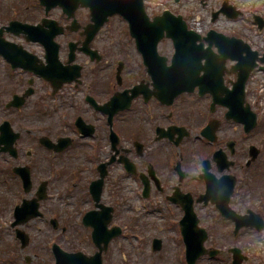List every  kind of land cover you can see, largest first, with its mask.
<instances>
[{
    "label": "flooded vegetation",
    "instance_id": "af4514ba",
    "mask_svg": "<svg viewBox=\"0 0 264 264\" xmlns=\"http://www.w3.org/2000/svg\"><path fill=\"white\" fill-rule=\"evenodd\" d=\"M180 2H182L181 11L187 15L189 9L186 4H193L196 0L189 2L174 0L175 5ZM240 4L245 5L235 0H199L201 8L199 11L208 16L209 24L214 30L224 34L213 35L210 41L212 52L219 55L218 45H229V40H224L225 36L238 38L245 45H241L240 53L236 55L245 56L243 62L247 66L255 65L249 73L245 86V102L253 110L256 121L255 126L248 133L244 131V126L240 122L226 117L228 113L226 107L215 105L212 108L211 96L200 95L197 83L194 84L193 90L178 94L170 104L160 103L154 96L156 91L150 75V72L159 70L160 67L145 66L142 52L138 51L135 39L128 35L114 39L108 33L102 34L100 31L92 37L87 50H74L71 53L70 43H76L77 48H80L85 38L79 33L80 30L78 32L67 30L73 18L63 14L58 7L46 11L38 0H25L20 7L12 5L8 22L12 20L38 24L43 19H47L56 22L64 29V32L63 35L55 38L59 46L58 58L62 66H53L49 69L39 67L46 64L47 52L42 44L28 40L23 35L8 33L6 29H2L0 34V38L9 43L5 46L4 52L10 43L24 50L10 54L9 57H12V60L9 63L0 53V125L8 122L17 133L14 144L15 155L10 153V149L0 145V202H9L10 207H7L9 208L7 213L10 222L14 220L16 210L23 206L24 201H28L25 199L36 200L42 218L45 219L48 214L44 212V205L48 202L52 203L55 198L54 192L50 191V186L58 185L56 183L60 181L54 184L44 176L54 181L59 175H53L51 170L52 161L56 160L59 154L45 148L39 142L43 136L52 141L60 139L62 143L67 141L70 143L60 154L73 147L82 148L83 146V172L87 175L84 174L85 176L82 177L85 184L80 188L81 194H78L86 196L89 205L82 208L80 203V213L98 210L92 200V193L96 190L92 191L90 188L95 180L102 177L104 185L107 180L113 178V184H118L123 176L136 188H140L142 197L149 208V215L158 216L156 219L159 220L158 225L161 229L168 228V232L173 230L180 232V221L185 211L179 204L171 202V197L188 198L201 224L202 212L206 210L213 211V216H218L214 205L208 201L205 203L198 201L205 193L206 181L232 177L234 185L240 187V179L244 177L249 180L251 186L256 181L258 188L254 190V195L245 201V207L241 208L242 204H239L237 209L234 207V211L236 210L239 214L257 213L264 219L261 215L264 214L262 181L264 179V50L256 44L255 40L264 29V9L248 8V13H244ZM228 5L233 6L234 9H229ZM82 11L88 16L87 9H78L75 17L82 19ZM235 12L240 18L227 17ZM244 14L246 16L242 17ZM200 20L202 24H205L201 17ZM222 21L236 22L237 27L227 33L217 26ZM2 25L5 24L1 23ZM215 26L218 28H214ZM15 38L38 46L40 50L28 49L15 41ZM137 38L151 40L152 36H137ZM207 44L208 42L204 43V46ZM1 46H3L2 43H0ZM147 46L148 44L139 43L142 49H146ZM156 48L158 56L152 59V63H159L157 58L164 57L165 63L169 65L174 54L172 41L163 37L158 41ZM133 53L139 65H136L134 69L127 67L124 70L128 55ZM200 53L197 50L186 51L188 56L186 61L195 63ZM49 55L52 58L53 51H50ZM80 57H84L83 64L78 60ZM235 65V60L229 59L225 62L223 75L226 87H232L236 80ZM118 67L121 69L120 83L115 80ZM31 68L35 69L31 70ZM36 71L43 73L44 79L36 74ZM211 71L219 72L217 66ZM14 72L18 73L15 77H11ZM256 74H263V78L254 83ZM125 77H129L130 83L126 82L127 85L124 84ZM36 82L40 89L44 86L47 92L44 93V98L31 101L30 97L35 94ZM141 84L146 89H143ZM136 85L141 88L131 91ZM114 94L118 95L117 107H121L132 97L127 110L107 108V101ZM11 103L15 106L12 107ZM247 120L250 121V118ZM211 121H214L216 125L215 138L209 142L203 138L201 131ZM129 139L131 141H128ZM251 146L255 149H251ZM181 148L185 151L190 150L189 160L183 162V158L179 155ZM165 150H168V153H165ZM216 152H219L218 156L216 160H213ZM45 155L51 165L43 168L41 164L45 162ZM124 163L127 164L124 166ZM16 167L25 171L28 192L14 171ZM80 170V167L73 168L66 176L64 189L59 191L65 193L64 199L67 202L65 207L57 209L55 204L48 207L52 210L50 217L55 218L61 228L59 231L57 227L56 233H66L67 227L73 228L72 224H77L78 236L81 235V233L79 235L80 230H83L82 235L87 240V243L79 242L82 245L80 247L74 246L75 243L68 244L69 246L59 245L67 252L80 251L89 256L95 253L90 226L82 225L79 212L73 214L68 210L65 211L70 198L75 199L76 188L74 187L80 179ZM43 181H46L47 195L40 190V184ZM50 183L53 184L50 185ZM43 185L45 186L44 183ZM112 193L117 196L118 189L113 190ZM57 196L60 194L57 193ZM102 196L103 190L100 203L107 205L102 200ZM0 208L5 209L2 205ZM73 219L75 222L71 223ZM35 228L40 231L39 226ZM7 229L12 232L10 239L6 237L8 236L6 228L1 229L0 226V258L7 253L5 264H25L27 259L24 258L23 261L20 257L25 250L20 249V243L13 236L12 228L7 226ZM243 233L248 237L253 233V238L257 240L256 233L250 230H244ZM134 236L139 238L141 234L134 233ZM158 239L162 241L161 238ZM242 249L247 256L246 264H255L257 254H253L252 248L247 246ZM105 255H103L104 258ZM55 263L54 258L52 264ZM0 264H4L1 263V259Z\"/></svg>",
    "mask_w": 264,
    "mask_h": 264
},
{
    "label": "rangeland",
    "instance_id": "374dc122",
    "mask_svg": "<svg viewBox=\"0 0 264 264\" xmlns=\"http://www.w3.org/2000/svg\"><path fill=\"white\" fill-rule=\"evenodd\" d=\"M186 1H192V0H186ZM199 0H196V3H193L189 6V9L192 12V15L195 16L197 14H200L201 18L205 21V24H203V28L207 27L209 25V18L208 16H205L203 12L201 11L200 5L198 3ZM157 2L164 4V2H167L168 4H172L171 0H148V12L152 15L155 13H159L161 9L157 8ZM239 2V1H237ZM243 4H240L241 7L244 10V13H248L247 9L251 8L254 10H260L264 9V0H241ZM23 0L21 2L19 0H0V25L1 23L6 24V19L9 16L10 13V7L12 5H17L18 7L22 6ZM189 5V4H186ZM196 9V10H195ZM200 10V11H199ZM83 18L79 19L77 17V20L80 21L79 23L81 25H85L86 22L89 21L88 16H86V13L83 11L81 12ZM23 17H26L25 15H22ZM246 16V15H244ZM25 19V18H24ZM243 23V22H242ZM244 24V23H243ZM210 26V25H209ZM220 28L225 29L226 31L230 32L232 28L237 27V24L227 23V22H219L217 24ZM121 27V26H120ZM123 28V27H122ZM102 34H107V30L103 29L101 31ZM120 34H123V29L120 32ZM106 36V35H104ZM18 43H21L24 45V47L31 49V50H40L38 46H34L31 44L24 43L21 39H14ZM257 41L256 44L260 46L262 50H264V29L261 34H258L255 38ZM78 57V56H77ZM83 58L80 57L78 60L80 63L83 64ZM111 61V60H110ZM136 65H139V62L137 60V57L133 54L128 55L127 58V65L125 64L124 70L127 67H133L135 68ZM109 69V68H108ZM123 70V71H124ZM16 73H12L11 77H15ZM125 85L129 84L128 82L129 77H125ZM263 78V74H256L255 80H261ZM13 82V81H12ZM126 82H128L126 84ZM36 87H34V95H32V99H41L44 98V93L47 92V89L45 90L44 86H41V89L38 85V82L35 83ZM47 101V99H46ZM42 122V120H41ZM63 126V125H62ZM128 141H131L129 139ZM127 145V143H126ZM77 152V153H76ZM79 152V154H78ZM83 146L82 148H75L69 149L67 152L63 154H59L58 158L54 161H52V164L54 166H66V169H64L63 173H60L54 181V184L58 181L64 182L66 181V175L69 170L73 168H81L80 173V179L76 183L75 191V199L70 198L68 210L70 213L75 214V212H78L80 209V203L81 207L83 208L85 205L86 207L89 205L87 203V198L84 195H80V188L84 187V181L82 180V177L87 175V173L84 171V160H83ZM165 153H168V150H165ZM180 157L187 161L191 158V152L190 150L185 151L184 148H181V151L179 153ZM45 162L41 164L43 168H46L48 165H51L50 160H47L45 155ZM85 174V175H84ZM46 175V174H45ZM77 181V180H74ZM108 181V180H107ZM107 181L103 185V198L102 200L105 201L107 205H112L114 207V212L112 216V223L114 225H119L123 230L121 236L117 240H113L109 246L108 251L106 253V257L103 260L104 264H185V262L181 261L180 256L178 257V254H180L183 245L181 241L176 239V236L178 233L174 232L177 230H173V232H168V228L161 229L158 225V219H156L158 216L154 217L152 215H149V208L147 206V203L144 199L139 198L137 195H135L136 187L135 185L130 182L129 180L125 179L123 176H121V179L119 180L118 184H113V178L110 179L107 183ZM263 185H264V179H262ZM241 185L240 187H236V191L233 193L231 197V203L232 208H238L239 204H242L241 208L245 207L246 200H248V197H252V194L254 195V192L251 188L254 190L258 188V184L256 181H254L253 185L249 186V180L247 178L240 179ZM53 183H50V185ZM49 185V186H50ZM60 185H52L50 186L51 192H54L55 198L52 200V203H47L44 205V212H46L48 215H46V220L51 218L50 213L52 210L49 209L48 206H51V204H55L57 209L59 207L64 208L65 203H67L64 199L65 193L59 192L62 188H59ZM58 189V190H57ZM118 189V195L114 196L112 191ZM57 193L60 194V196H57ZM80 193V194H78ZM134 193V195H133ZM264 198V196H263ZM245 199V200H243ZM260 198H258L259 200ZM262 199V198H261ZM0 205L4 206L5 209L0 208V226L1 229L7 230L8 237L12 238V232L7 229V225L10 222V217L8 215V210L10 207L9 202H0ZM234 208V209H235ZM212 210V209H211ZM207 214H204L202 212L201 217V226L205 227L208 231V238L205 241V247L209 248L211 246H214L213 248L219 249L223 252V254L227 253V247L231 245H237L241 248L249 246L252 250L253 254L262 255L261 261H264V244H261L259 241H256L253 237L254 234H249V237L243 233L241 236H237L235 238L232 237V232H229L228 234L226 232L232 231L233 227L229 224V222H224L220 219L219 216L212 219L213 211L210 210L205 211ZM264 217V214H261ZM75 222L74 219L71 221V223ZM39 226L40 231H38L35 227ZM73 228L67 227L66 233H56L53 232L52 229L49 227V225L46 223V227L41 223L39 220L35 221L34 223H30L29 225H26L24 227L26 234H29V246L26 249V253L20 254V257L24 261L25 255L29 257L30 264H47L50 262V256L47 253L46 256V243L52 239H54L55 242L63 244V246L74 245L75 243L76 247H80L82 245L79 244V242L87 243L86 237L82 235L83 230H80L79 235L81 233L80 237L77 234V224H72ZM244 231V230H243ZM134 233H140L141 236L139 238L133 237ZM52 234V236H50ZM262 234V233H261ZM245 235V236H244ZM161 238L162 244L161 249L159 251L152 252L151 251V240L153 238ZM172 238V239H171ZM0 245H1V239H0ZM8 245V243H7ZM68 245V246H69ZM180 247V250H179ZM93 250V249H92ZM221 254V253H220ZM11 257V256H10ZM46 257V258H45ZM7 258V253L3 255L1 259V263L5 264V259ZM227 254L224 256L222 255L221 258H217L215 260H211L207 258L206 256H203L201 260H199L198 264H229V261L226 260ZM257 259H260V257L257 256L255 261L257 262ZM46 260V262H44Z\"/></svg>",
    "mask_w": 264,
    "mask_h": 264
},
{
    "label": "water",
    "instance_id": "95a60500",
    "mask_svg": "<svg viewBox=\"0 0 264 264\" xmlns=\"http://www.w3.org/2000/svg\"><path fill=\"white\" fill-rule=\"evenodd\" d=\"M106 2H107L108 7L111 10L120 12L121 6H120V4L119 5L116 4V3L120 2V0H106ZM138 14L140 15L141 18L146 19V17L144 16L143 6H142V2L141 1H139L138 4H136V15L135 16H137ZM125 17L128 20H132V18H133L132 16L129 15V13H127L125 15ZM161 19H163V18L160 17L159 20L162 21ZM162 24H163V22H162ZM133 25L135 27H138V24L135 21L133 22ZM182 29H183V32H185L184 31V27H182ZM142 33H149V31L144 30V31H142ZM176 34H178V31H174V35H176ZM188 34H190V32H188ZM153 42H154V40H153ZM239 44H240V41H238L236 39H233V38H229V45L221 46V48H219V50L222 52L223 55L222 56H215L213 58V62H214V64H217V67H218V70H219V72L217 73L218 74V82H219V84L222 83L221 75L223 73L222 64H223L224 60L227 57H230L232 59L234 57H236L239 60V58L237 57L239 55H236L237 53H240L241 46H239ZM239 62H240V60H239ZM240 64H241V62H240ZM242 64H243L242 66H246L245 62H242ZM180 72L181 71L179 69H177L176 67L173 66L172 71H171L172 76H175L176 74H179ZM168 75L169 74L166 71H163L161 73V80L160 81L166 82L165 80L168 79ZM238 75H239V77L242 76L241 71L240 72L238 71ZM205 81H207V75L205 76ZM216 89H217V87L214 88L213 90H216ZM209 90H212V89H209ZM202 91H204V90H202ZM159 92L157 93V95H159ZM210 92H212V91H210ZM221 94H223V95H221ZM214 96H215L216 101H219V100L222 101L223 99H226L228 97V92L226 90L222 91L221 89H219L218 90V95H214ZM224 180H227V181H224V183H223L224 186L230 187L229 188V191H230L231 190V186L233 185V180L230 179V178L229 179L227 178V179H224ZM217 183H219V181H217ZM230 183H231V185H230ZM208 190L213 196L216 195V189H215V186H214L213 182H209L208 183ZM228 195L229 194L228 193L226 194L225 192L223 194L222 200H223V204L224 205L226 204V202L228 200ZM95 199L98 200L99 197H96ZM111 211H112V209H110V208H103V211L101 213L94 212V215L96 214V215H98L100 217V222H101L102 225L94 227L93 239H94V242L96 243V245L98 247H100V244L103 243L104 244L103 245V249H106L109 239L116 234V233H114V231L113 232L111 231V232H108V233H104L107 230L106 229V224H107V222L110 221V217H111V215L108 214V212H111ZM227 217L234 218V219L237 218L235 215H232V214H228ZM194 222H195V220H194ZM201 233L202 234H200V236H199V238L197 240L196 239L193 240V245L188 246V257H190V258H188L189 263H192V261L195 260V258L200 253L202 254L204 252V249L202 247V243H203L206 235H205V233L203 231H201ZM100 249H101V247H100ZM61 264H66V261L62 260ZM85 264H102L101 258H100V252H98V254L96 256H94L92 258H89L85 262ZM234 264H241V257H239L237 255L236 256V261L234 262Z\"/></svg>",
    "mask_w": 264,
    "mask_h": 264
}]
</instances>
